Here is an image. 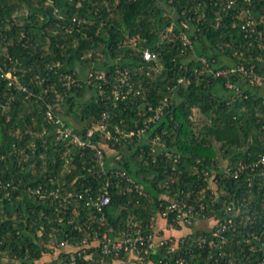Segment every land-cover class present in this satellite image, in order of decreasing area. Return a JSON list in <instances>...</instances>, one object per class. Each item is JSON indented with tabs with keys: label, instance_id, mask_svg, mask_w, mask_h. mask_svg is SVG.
<instances>
[{
	"label": "trees",
	"instance_id": "16d2710c",
	"mask_svg": "<svg viewBox=\"0 0 264 264\" xmlns=\"http://www.w3.org/2000/svg\"><path fill=\"white\" fill-rule=\"evenodd\" d=\"M254 3L252 16L264 22V0ZM244 8L243 0L229 6L228 0H0V50L21 64L17 78L27 88L9 92L0 76V99L12 96L0 115V157L6 155L0 158V180L16 186L8 187L7 197L0 195V254L16 259L8 264H70L69 246L83 235L71 225L91 215L84 199L55 211L56 199L27 196V187L57 189L65 196L87 187L98 190L106 181L110 199L100 232L110 225L112 236H118L131 222L156 224L181 191L195 196L205 188L207 217L220 215L230 202H244L248 211L260 214L252 228L260 239H251L255 251L243 234H226L224 258L234 252L239 263L255 264L264 256V164L253 172L245 169L238 178L229 175L264 152V83L251 85L233 75L231 81L239 85L235 91L225 86L226 77L200 72L198 60L204 57L212 71L244 65L264 72V50L256 39L244 36L243 17L237 15ZM180 32L190 45L183 44ZM145 48L157 53L156 61L142 58ZM124 71L132 83L128 93L121 92L127 88L120 81ZM89 72H101L103 78L89 80ZM66 74L76 83L66 84ZM46 103L53 110L50 119ZM159 104L162 113L149 121ZM101 123L110 138L99 130ZM58 127L72 129L84 144L69 137L58 140ZM139 128L145 129L140 137L127 139L120 133ZM154 136L160 145L148 141ZM87 143L101 150L106 170L124 175L96 172L95 150ZM20 147L29 157L18 166L10 151ZM215 179L217 197L210 194ZM212 198L217 206L211 205ZM73 205L79 210L76 216ZM204 228V221H194L164 230L160 236L166 243L144 264H173L181 256L188 264L221 261L220 249L208 253V248L196 247L193 238ZM52 239H66L70 245L55 248L49 245ZM191 245L192 252L187 249ZM74 257L77 264L87 262L77 253Z\"/></svg>",
	"mask_w": 264,
	"mask_h": 264
},
{
	"label": "built area",
	"instance_id": "2783aa9c",
	"mask_svg": "<svg viewBox=\"0 0 264 264\" xmlns=\"http://www.w3.org/2000/svg\"><path fill=\"white\" fill-rule=\"evenodd\" d=\"M235 0H228V6L232 5ZM263 1V0H261ZM245 3V8L242 11H239L237 15H241L243 19L242 29L244 31V36L251 37L256 39L259 44L258 47L264 50V28H257L256 25L261 24L264 27V22L262 18L258 21L251 14V8L255 6V0H243ZM180 23H186L181 20ZM172 26V25H171ZM170 26V28H172ZM180 36L183 40V44L190 45V40L185 36L183 32H180ZM142 58L145 61H156L157 53L154 51L145 48L142 50ZM259 59L260 56H257ZM198 60L202 63L203 70H208L212 73L213 77L223 76L227 78L225 86L228 88H233L235 91L239 90L238 83L232 82L231 78L233 75H239L240 78L245 80L248 84H255L256 82H264V72H259L251 66L245 67L244 65H232L223 68H219L216 71H212L204 57H199ZM23 71L21 64L15 60L11 55L6 51L0 50V76L6 82V88L10 92L11 89H19L21 91H27L25 85H23L17 78V72ZM92 78H103V75L97 73L93 74L92 72L88 73V79ZM234 78V77H233ZM63 80L66 84L76 83L75 78L71 75L66 74L63 77ZM121 84L127 86L125 91L122 93H128L132 90V83L129 80V75L124 71L121 76ZM182 78L178 79V82H181ZM115 96L118 95V90L113 91ZM0 99V115L4 114L9 108V100ZM163 102H168L167 98H163ZM59 106H57L58 108ZM163 105L159 104L154 108V114L148 120H156L162 113ZM50 104L46 103V112L45 115L49 119L52 118L53 112ZM99 130L104 133V136L110 138L111 135L109 131H106L105 125L100 124ZM45 131V129L43 130ZM145 131L144 128H139L136 132H124L120 130L122 137L131 139L134 134L141 136ZM58 140H65L67 137L70 138V141L83 145V141L80 136L77 135L72 129L68 127H58L55 130ZM93 134V128L87 130L86 136L90 138ZM148 141L154 145H160V140L157 136L148 138ZM87 146L95 150L96 156V172L107 173L109 172V177L112 175H124V172H118L117 170H106L105 161L101 150L93 143H87ZM33 142L29 145V150L32 152ZM14 154L16 165L21 166L29 157L26 148L20 147L15 148L10 151ZM6 155H1V159H5ZM13 157V158H14ZM175 161V160H174ZM260 164H264V152L258 154L257 160L252 161L248 164H238L236 169L229 174L233 178H238V176L245 170L249 169L251 172L256 171ZM172 170H175V166L172 165ZM227 172L230 173V170L227 169ZM247 185H252L251 178L247 179ZM109 181L98 188V190H93L92 187L85 188L82 192H77L75 194L68 192L65 196H61L57 189H42V188H30L27 187L25 192L27 196H36L39 199L46 197L56 199V206L54 209L58 211L59 207H63L64 210L67 209V204L72 203L71 200H85V205L91 210V215L88 220H84L78 223L71 225L72 230L74 229L78 233H83L80 241L77 243L74 242L71 246L68 245L66 239L56 241L52 239L49 241V245L55 248H62L69 246L70 249V264H77L74 254L77 253L83 260L87 261L85 264H144L145 258L156 252L161 246L166 243V240L161 237V232L163 230H172L176 229L180 225H191L196 222H205V232L198 234L194 239L196 242V247L204 249L208 248V253H211L212 248L220 249L217 253L221 258V261L218 258H215V264H241L239 263L237 254L234 252H229L228 257L225 259V251L221 248L224 244L228 242L226 234H243L244 243L249 247L250 251H255V246L251 243V239L259 241V237L253 232L252 228L256 222L260 219V214H256L254 211H248L246 203L230 202L224 204L222 213L220 215L208 216L205 213L207 209L204 204V192L205 188H201L200 191L193 196L192 192L186 193L181 191L179 195L173 197L171 201L166 205V207L159 213L160 219L164 220V226L158 228L155 224V221L152 220L147 226H143L138 222H131V226L127 230L119 232L118 236H110L109 234L113 231L112 226L107 225V228L100 232V225L107 224L104 221V209L109 203L110 195L108 191ZM15 189L14 184L3 183L0 180V195L2 197H7L10 193V189ZM218 186L216 185V179L210 184V194L218 196ZM220 193L226 194L224 190H221ZM212 206H217V201L212 198ZM211 212H214L213 208H210ZM66 211V210H65ZM78 208L76 205H73L71 212L74 215H78ZM62 218L58 219V222L62 223ZM68 222H72L70 219ZM90 222H96L98 226L90 225ZM246 235V236H245ZM192 245L188 246V251L192 252ZM194 247V246H193ZM89 249L87 252L86 249ZM170 254L174 251V246H170L167 250ZM242 253V251H240ZM170 256V255H169ZM15 258V257H14ZM13 258V259H14ZM109 259V261L107 260ZM11 259L5 253L0 254V264H8L16 259ZM183 256L178 257L174 260L173 264H188ZM255 264H264V256H262Z\"/></svg>",
	"mask_w": 264,
	"mask_h": 264
},
{
	"label": "crops",
	"instance_id": "0c3cea01",
	"mask_svg": "<svg viewBox=\"0 0 264 264\" xmlns=\"http://www.w3.org/2000/svg\"><path fill=\"white\" fill-rule=\"evenodd\" d=\"M156 222H157L156 225H157L158 228H161L162 226H164V220H162L160 218H157V221ZM166 231H168V230H166Z\"/></svg>",
	"mask_w": 264,
	"mask_h": 264
},
{
	"label": "rangeland",
	"instance_id": "374dc122",
	"mask_svg": "<svg viewBox=\"0 0 264 264\" xmlns=\"http://www.w3.org/2000/svg\"><path fill=\"white\" fill-rule=\"evenodd\" d=\"M183 26L185 27L186 26V23H183ZM170 29L171 28H168V30H170ZM170 37H172V34L170 35ZM193 115L196 116V117H199V112L195 111ZM109 235L112 236L111 233Z\"/></svg>",
	"mask_w": 264,
	"mask_h": 264
}]
</instances>
